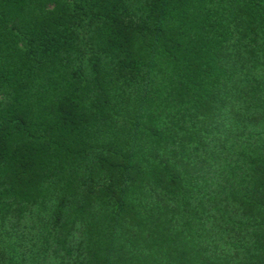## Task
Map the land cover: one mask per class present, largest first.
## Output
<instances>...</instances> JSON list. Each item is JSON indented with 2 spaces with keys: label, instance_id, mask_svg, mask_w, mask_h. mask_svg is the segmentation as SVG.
I'll use <instances>...</instances> for the list:
<instances>
[{
  "label": "trees",
  "instance_id": "16d2710c",
  "mask_svg": "<svg viewBox=\"0 0 264 264\" xmlns=\"http://www.w3.org/2000/svg\"><path fill=\"white\" fill-rule=\"evenodd\" d=\"M0 264H264V0H0Z\"/></svg>",
  "mask_w": 264,
  "mask_h": 264
}]
</instances>
